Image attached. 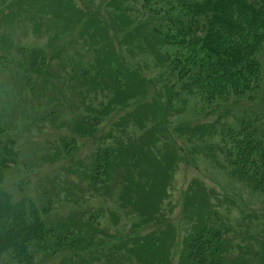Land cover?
I'll return each instance as SVG.
<instances>
[{
  "label": "trees",
  "instance_id": "16d2710c",
  "mask_svg": "<svg viewBox=\"0 0 264 264\" xmlns=\"http://www.w3.org/2000/svg\"><path fill=\"white\" fill-rule=\"evenodd\" d=\"M73 1L10 0V3L0 8V23L5 27L3 37L0 36V69L8 71V76L0 77V81L3 85H9L5 89L11 88L13 76L17 73L20 78L18 87L32 93L21 95V101L15 102L16 105L12 107L13 94L10 96H5L4 94H7L5 92L2 94L3 86L0 84V106L7 108L6 111L4 110V116L0 111V259L14 258L16 262H13L14 264H35L36 259L40 260L41 264H135L132 258L138 257L142 264H151L155 259L151 254H157L163 244L161 242L160 245V241H155V238L161 234L164 237L169 234L167 231L161 233L157 230L162 231V226L171 223L172 220L165 215H156L151 223L155 230L145 236L137 237L135 232H132L131 236L124 234L126 225L119 231L108 230L106 226L98 227L91 215H88L87 224H83L84 228L79 231L81 221H79V208L76 207L79 202L74 197L70 204L71 207L78 209L76 214L63 219L49 217L53 214L57 204H61L59 194L66 188L62 177L59 176L58 181L45 177L52 191L39 193L37 200H33L25 193L27 188L33 184V179L22 183L26 186L24 189L16 184L13 192H8L3 188L9 176L10 165L18 164L20 156L24 157L28 152L31 153V151L19 152V150H24L21 139L18 137L22 132L23 134L27 133L26 131L31 132V127L36 130H41L43 127L44 130L49 123H52L56 130H60L65 127V124H69L72 128L71 139H74L79 135L84 136L82 134L86 132L85 137L91 136L112 121L114 117L111 113H106L108 107H104L100 113L90 109L87 112L86 95L90 93L94 83L91 79L100 77L99 86L101 85L104 90H111L113 86L114 88L136 86L135 88H138L136 90L140 91L143 86L148 87L147 84H152L150 79L144 77L141 67L133 61V55L123 47V44L121 45L122 36L116 28L112 30L108 24L95 21L94 31L88 30L87 34H83L87 20L94 22L87 18L89 14L86 13L87 17H85L84 12L90 10L94 13V11L86 5L84 0H78L83 9L75 11ZM142 1L110 0L112 2L110 9L124 16L132 15L131 13L144 15L148 24L154 22L153 24L163 25L165 23L162 30L153 28L164 44L174 47H197V51L205 57L206 64L203 65L199 60L198 64H200L197 69L194 68L192 62L199 58L194 55L187 58V62L191 60V65L179 63L182 59L173 60L167 73L171 70L177 75H174L175 85L168 82L170 88L165 84L167 78H163L164 74L158 76L163 81L162 92L166 95L168 109L170 104L168 97L172 94L173 88L182 86L183 79L193 81L203 78L204 83L211 86V90H214L217 82L221 84V87L231 89L232 93H246L245 98L248 96L253 98V94L262 87L263 66L258 54L262 51L264 54V40L258 43V39H264V0H204L201 7L198 3L183 1L180 4V12L177 8L178 3L174 1L166 7L151 8L145 5L144 8L149 7V11L145 9V14L142 12ZM45 11L46 16H43ZM69 12H71L73 21L70 19L69 22L62 24L66 31L58 37L59 24L68 21L63 18L68 16L66 13ZM175 12L179 14L170 16V13ZM98 17L100 21H103L100 15ZM238 23L241 26H237ZM141 25L144 27L146 24L142 22ZM15 29H20L23 36L21 29L31 32L36 39L46 37L47 40L44 45L37 40L35 47L24 48L19 45L22 43L26 45V41L14 38L15 42H11L15 37ZM66 32L70 33L68 43H66V38H62ZM95 32L100 33L96 35ZM76 33L77 35L72 38ZM238 38H240V43ZM71 52L72 55H70ZM131 53L134 52L131 51ZM39 87L40 89L37 90ZM140 97L144 108L156 109L155 100L151 103H143L147 96L145 93L142 96L141 92ZM75 101L79 105H76ZM162 105L156 110L162 108ZM81 106L84 110L77 112V108ZM231 106L232 104L229 103L228 107ZM30 110L37 111V114L33 115L37 116L36 120H39L40 125L36 120L31 123L32 119L29 120L31 116L28 115ZM103 112L104 116L100 115ZM47 113L48 116H45ZM83 113H91L94 116L81 117ZM146 113L154 114L152 110ZM148 114L144 116L139 112L134 114L136 124L128 126L125 129V135H128L127 129H130V134L135 129H141L142 120ZM155 114L157 115L156 111ZM59 115L69 120L61 119ZM13 116L17 123H20L18 129L14 128V130L10 128L12 125L10 119L12 120ZM211 118L207 123H199L195 128L204 129L210 135L218 134L225 138L229 137L227 139L229 147H225L235 153L237 157L235 165L238 163L237 166L243 175L249 172L257 173L259 170L261 176L257 178L256 183L261 184L264 181V129L262 128L264 123L253 119L250 123L247 122L240 127L233 128L227 123L228 120L223 114ZM126 122L129 123V119L122 117L119 125H124ZM105 128L110 133L100 138L95 137V141L100 139L103 143L94 151L89 152L85 159L78 161L75 159L78 168L70 172L69 177L73 176L74 179L71 180H77L80 183L82 179L89 181L91 188L98 186L99 190L104 191L105 194L116 189L115 197L117 202L123 204L124 210H130L131 207L136 208L140 201L147 198L149 201L159 203L154 205V208L157 213L161 212L160 200L161 196H164L167 172L174 166V158L170 156L164 163L155 162L148 157L149 155H142L141 148L138 150L139 153L133 150L134 152L127 154L124 150L130 147L126 148L124 139L113 137L114 124L112 128L109 125ZM17 130L20 132L18 133ZM162 134L172 149H182L179 147L180 143L175 140L176 138L179 140V137L173 134L172 130L166 128ZM52 138L55 139V136ZM47 139L50 138H45L46 145L52 144L53 139ZM113 140H116V145L110 142ZM144 141L146 145L151 143L150 140ZM67 142L71 144L74 140ZM41 146V143H38L34 148L43 151ZM111 146H117V149ZM28 148L32 150L33 145L31 144ZM131 148H134V144ZM118 150L122 151L120 162L125 165L122 169L114 167V162L118 161L117 157L114 162L111 161L112 156L118 153ZM68 151L69 149L66 153L70 155ZM130 156L131 161L126 165ZM178 160H181V157ZM133 163L134 166L131 167L130 164ZM33 167L35 170L38 169V172L45 171L40 170L41 167L36 164ZM157 169L161 174H157ZM172 170L174 171L173 168ZM58 172L60 174L61 170ZM35 174L38 175L37 172ZM144 175L146 181L142 183ZM41 177L38 175L39 179ZM157 177L159 185L156 183ZM148 179H151L150 185L147 183ZM68 184L73 187L77 186L72 182ZM195 194H197L195 198L199 199L197 204L201 210L197 211V207L194 209L193 205H191L192 211L188 208L186 210V213L189 212L187 221H190L185 235L188 241H186L184 250H180L182 254L178 264H264V237L254 238L256 245L259 246L253 247L247 244L243 247V242H246L248 236L241 234L243 238L239 237V234L230 229L227 221L222 220L221 222L218 212H209L207 220L203 219L201 211L204 210L208 200L203 198V192ZM120 204L117 203V208ZM107 212L108 220L112 219L115 223L114 217L117 211L108 210ZM190 212L195 216L190 215ZM128 232L130 230L126 233ZM112 237L119 239L114 244L110 241L108 243L106 240ZM155 244L159 246L154 248ZM146 249L149 251H145ZM243 250L249 251L252 261L244 260V256L235 257L234 252L238 251L239 254ZM2 261L5 263V260ZM3 262L0 264H4ZM11 263L12 261H9L5 264Z\"/></svg>",
  "mask_w": 264,
  "mask_h": 264
},
{
  "label": "rangeland",
  "instance_id": "374dc122",
  "mask_svg": "<svg viewBox=\"0 0 264 264\" xmlns=\"http://www.w3.org/2000/svg\"><path fill=\"white\" fill-rule=\"evenodd\" d=\"M174 1L178 3L177 8L180 12L181 2H194L198 3V6L201 7L204 0H143L142 12L145 14V9L149 11V7H166ZM8 2L10 3V0H0V8L6 6ZM73 2H75L73 4L75 11L83 9V6L80 5L78 0H74ZM84 2L94 11L93 13L90 10H85L84 16L87 17L86 13L89 14L87 18L92 19V21L94 20V22H89V20H87L83 34H87L88 30L90 32L94 31V25H96L95 21L108 24L112 30L116 28L122 36V40L120 41L121 45L123 44V47L133 55L132 59L141 67L144 77L150 79V82H152V84H147L148 87L143 86L141 89L142 91L140 90L142 96L144 93L147 96L143 103H151L155 100V108L158 109V107L163 104L162 108H159L158 111L156 109L154 110L152 107L144 108L140 97L141 92L136 90L138 89L135 88L136 86H133V88L128 86L126 87L127 89L114 88L113 86L111 90H104L101 85L99 86L101 81L100 77L91 79V82L94 83L91 86L92 89H90V93L86 95L87 112H89L88 109H90L96 111V113H100V111L104 110V107H108L106 113H111L114 117L112 121L105 124L100 131L95 132V134L91 136L85 137L86 132L82 134L84 136L79 135L78 137H74V139H71L72 128H70L71 126H69V124H65V127L60 130H56L55 126L49 122L48 125L45 123L47 127H45L44 130L43 127L41 130H36L30 126L31 132L25 130L27 133L23 134L22 132L20 134L21 136L18 135V137H20L22 142V144H19H21L24 149L19 150V152L31 151V153L28 152L24 157L20 156L18 164L15 163L10 165L8 172L9 176L7 177V181L4 182L3 188L8 192H13L14 185L16 184L24 189L26 186L22 183L29 179H33V184L27 188L25 193L33 198V200H37L39 198V196H37L39 193L43 191H52L47 185L48 180H46V178H54L55 181H58L59 176L62 177L64 184H66L64 187L66 188L59 194L61 204H57L53 214L49 215V217L51 219H63L70 218L73 214H76V210L78 209L71 207L70 204L72 197H74L75 200L79 202V205L76 206L79 208V221H81L79 223V231L84 228L83 224H87V219H89L88 215H91L94 217L95 225L98 227L101 226L103 228L106 226L108 230L119 231L120 228L126 225V232L128 230H130V232H125L124 234L131 236L133 235L131 233L135 232V236L137 237L145 236L155 230V228L151 226V223L155 220L156 215H165L172 221H170L171 223L169 225L162 226V231L157 229L161 233L167 231L169 234L166 235V237L161 234L159 237L155 238V241H160V245L163 244L160 246L157 254H151V256L155 258L152 261V263L155 262L154 264L179 263V258L182 254L180 250H184L186 241H188L185 235L187 234V225L190 221H187L189 212L186 213V210L188 208L192 211L191 205L194 206V209L197 207V211L201 210L200 206L197 204L199 199L195 198V196H197L195 193L198 192H203V198L208 200L207 205L204 206V210L201 211L203 219L207 220L209 212H218L221 222L222 220L223 222L227 221L226 223L230 226V229L239 234V237L243 238L241 234H244L245 237L248 236L246 242H243V247L247 246V244L248 246L253 245V247L259 246L256 245V240L254 239L264 237V181L261 182V184L256 183L257 178L261 176L259 170L257 173L249 172L248 174L246 173L247 175H243L240 168L237 166L238 163L235 165V160L237 159L235 153L232 152L233 150L227 149V147H229L227 143L229 137L225 138L218 134L210 135L208 132L204 131V129L198 130L195 127L199 123H207L212 119L211 117H217L219 114H223L228 120L227 123L233 128L237 126L240 127L247 122L250 123L253 119H257L258 122L264 123V77L262 87L253 94V98L249 96L245 98L246 93L244 92H240L239 94L238 92L237 94L233 92V94L231 89L227 87L223 88L221 84L217 82L215 83L216 86L214 90H211V86L206 85L203 78L193 81L183 79L182 86L173 88L172 94L169 95L168 100L170 104L168 109L166 95L162 92L164 88L163 81L158 76L164 74L163 78H167L165 84L170 88L168 82L175 85L176 78L174 75H177L175 71L172 73L171 70L167 73L173 60L179 61L182 59L183 61L181 60L179 63L191 65V60L187 62V58L194 55L199 58L197 61L192 62L194 68L197 69L200 63L203 65L206 64V62H204L205 57L202 53L198 52L197 47L193 46L174 47L164 44L159 35L153 31V28L162 30L161 28L165 27V23L163 25L153 24L154 22L148 24V20L145 16L138 13H131L132 15L129 16L121 15L119 12L110 9L112 6L110 5L112 3L110 0H84ZM145 5L149 7L144 8ZM46 13L45 11L43 16H46ZM70 13L71 12L66 13L68 16H64V18L62 17L63 20L68 21L60 22L59 29L57 30L58 37L66 31L62 24L72 19ZM175 14L179 13H170V16ZM98 15L102 17L101 19L103 21H100ZM142 22L146 24L144 27L141 25ZM237 26L241 25L238 23ZM4 28L3 24L0 23L1 37H3L2 33L4 32ZM85 29H87V31H85ZM21 30L24 36L20 29H15V37H13L11 42H15L14 38H16V40L20 39L26 41V45L23 43L19 45L24 48L27 46L35 47L37 45V40L40 41L41 45H44L47 40L46 37L36 39L31 32H25L23 29ZM77 33L74 34L72 38L76 36ZM99 33L100 32H98V34ZM95 34L98 35L96 32ZM69 35L70 33L66 32L65 36L62 37L64 39L66 38V43L69 42ZM263 40L264 39H258V43H262L260 41ZM238 42H241L240 38H238ZM131 51L134 53H131ZM72 54L71 52L70 55ZM258 56L262 61L261 65L263 66L264 76L263 51L260 52ZM199 60L201 62L198 64ZM67 71L66 69V72ZM7 72L8 71L1 68L0 77L8 76ZM63 75L65 76V74ZM19 81L20 78L17 73L13 76V86L11 88L5 89L9 85H3V82L0 81L1 86H3L1 89L2 94L5 92L7 93L4 94L5 96H10L11 94L14 96L12 107L16 105L15 102L21 101V95L32 94L30 92L28 93L25 89H20L18 87ZM38 89H40V87L37 88V90ZM44 101L46 103L48 102V100ZM74 103L79 105L77 101ZM229 103L232 104L231 107H228ZM49 107L52 108V106ZM6 109L7 108L0 106V111L3 116L5 115ZM109 109H111V112H109ZM68 110L70 111V109ZM83 110L84 108L81 106L78 107L76 111L81 112ZM148 110H152L154 114L149 115L148 113L150 112L146 113ZM138 112L142 114V116L146 114L149 116L147 115L144 117V120H142L141 129H135L132 134L129 133L130 129H127L128 135H125V129L128 126L136 124L134 114ZM33 114H37V111L30 110L28 113V115L31 116L29 120L32 119L31 123H34L37 118V116ZM100 115L104 116V112ZM45 116H48V113ZM45 116H43V118H45ZM67 116L69 117V112ZM80 116L86 118L87 116L93 117L94 115L91 113H83ZM122 117L128 118L129 123L126 122L124 125H119ZM59 118L69 120L62 115H59ZM10 121L12 123L10 128L12 130H14V128L18 129L17 127H19L20 123H17L14 116ZM36 122L40 125L39 120H36ZM113 124L114 138H123L126 148H131V145L134 144V148L124 150L127 154L135 150L136 153H139L138 150L141 148L140 152L142 155H149L148 157L155 162L159 161L164 163L167 161L168 157L172 156V158H174V166L167 172L168 176L167 180H165L164 196H161L162 199L160 200L161 212L158 211L157 213V210L154 208V205H158L159 203L149 201L147 198H144L142 202L140 201L136 208L131 207L130 210H124L123 204L117 202L115 197L116 189H113L109 194H105L104 191L99 190L98 186L96 188H91L89 181H83L82 179L80 183L77 180H71L74 179L73 176L69 177L70 172L78 168L76 162L79 159H85L89 152L94 151L103 143L100 139L95 141V137L100 138L102 135L110 133L105 127L109 125L112 128ZM166 128L172 130L173 134L179 137V140L178 138L175 140L180 143L179 147L182 148V151L180 149L176 150L177 148L172 149L171 146L166 143L162 134V131L164 132ZM262 128L264 129V126H262ZM57 131L58 133H56ZM17 132L19 133L20 131L17 130ZM53 136H55V139L52 138ZM151 136H153V138ZM45 138L53 139L52 144L46 145ZM71 140H74V143L68 144L67 141ZM144 140H150L151 143L146 145ZM110 142L116 145V140ZM38 143H41L43 151L35 149ZM31 144L33 145V151L28 148ZM73 147L74 149H72ZM111 148L117 149V146H111ZM68 149L70 155L66 153ZM120 153H122V151L120 152L119 150L118 153H114L111 161L114 162L117 157L118 161L114 162V167L122 169L125 165L120 162V159H122ZM42 156L44 158H42ZM180 157L181 160H178ZM75 159H77V161H75ZM129 159L126 165L130 163L131 156ZM34 164L41 167L40 170L45 171L38 172V169H34ZM130 166L133 167L134 163L130 164ZM27 168L29 169L27 170ZM60 170L61 172L59 174L58 171ZM159 171L160 170L157 169L158 175L161 174ZM36 172L38 175L42 176L40 179L38 175L35 174ZM83 172L84 170L82 173ZM249 175L254 176L250 177ZM158 179L157 177L156 183L159 185ZM145 181L144 175L141 182L144 183ZM68 182H72V184H76L77 186L73 187L68 184ZM147 183L150 185L151 179H148ZM200 199H202V197ZM117 203L120 204L118 208L116 206ZM70 210L74 211L71 212ZM108 210L117 211L114 217L116 220L115 223L112 219L108 220ZM190 215L195 216L191 212ZM178 233L182 236L180 237ZM179 238L180 240H178ZM118 239V237H112L106 241L108 243L110 241L111 244H114ZM158 246V244H155L154 248ZM145 251L149 250L146 249ZM140 253L142 254V251ZM234 254L236 258L244 256V260L252 261L249 251L243 250L239 254L237 251L234 252ZM2 260H5V263L9 261H12L11 264L16 263L14 258L10 259V257H3L0 259V263L3 262ZM132 260L135 264H142V261L138 257L135 259L132 258ZM35 264H41L40 260L36 259Z\"/></svg>",
  "mask_w": 264,
  "mask_h": 264
}]
</instances>
